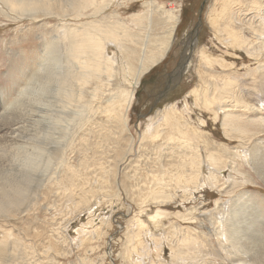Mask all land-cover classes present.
Listing matches in <instances>:
<instances>
[{"label": "bare ground", "instance_id": "bare-ground-1", "mask_svg": "<svg viewBox=\"0 0 264 264\" xmlns=\"http://www.w3.org/2000/svg\"><path fill=\"white\" fill-rule=\"evenodd\" d=\"M119 1L0 0L1 5L15 15L30 17L31 19L52 17L57 21L56 26L53 27L55 36L50 38L49 47L45 53L48 60L47 64L40 66L32 77V83L30 81L23 93L19 94L20 96L15 100L14 106L11 105L0 116V220L3 222H7V217L10 215L18 213L16 217H21L25 213L28 215L34 209L40 208L41 204L48 199L46 192L52 196L53 193L55 196H60L61 201L65 195L68 201H77L78 207L88 203L90 192L86 194V197H82L83 195L77 194L72 182L68 186L56 183V178L60 177L66 168L67 158L58 155L60 147L53 141V135L48 133L47 127L41 125V120L46 114L42 109L43 103H48V114H55L54 108L51 109L53 96L48 95L51 93L48 89L51 87L53 89V84L58 85L59 98L57 99L61 105H64L61 108H66L65 110L74 109L69 113L72 116L68 121L71 126L70 133L67 132L69 134L67 139L69 138V140L67 141L65 134L63 136L65 138L63 139L66 140L65 147L70 142V138L76 137V132L80 129L87 127L93 129L95 126H100L101 123L96 121V118L100 116H105L112 124L114 123L115 131L110 133L113 137L118 134L117 130L125 131L127 129L128 112L141 77L161 63L169 52L171 47L168 41L169 33L159 31L153 20L154 17H159L154 16L157 12L154 3H149L151 11L148 18L139 17L140 23L136 25V29L148 30L144 36H141L130 31L129 27L117 18V15L106 13L109 12L111 6H116L115 2ZM221 2L223 5L219 13L215 15L214 20L210 19L209 24L220 31L225 45L244 49L256 58L263 55L264 0H221ZM176 17V13L168 12L166 18L171 22ZM245 32L249 33L252 38H246L243 34ZM194 41L193 51L197 45V39ZM193 51L189 52L186 49L185 55L188 54L192 58ZM258 66L249 72V81L243 84H240L242 81L237 74L226 71L219 74V71H215L216 67L192 68L198 85L196 83L190 94L197 91L201 85L207 86L208 80L212 81L204 97L208 103L198 106L209 111L213 121L221 119V127L225 137L228 140L235 139L240 144H244L245 148L242 151H236L240 145L230 151L228 145L224 144L220 148L222 152L203 147L201 145L207 143L202 140L201 131L177 121V123L172 122L171 125L167 126L168 123L165 124L167 119L162 115L155 121L156 116L150 125L145 126L146 132L142 137L141 146H144L146 140L149 141L147 143H152L153 140L162 138L166 142L164 146L173 149L170 157L169 155L168 157L174 159V155H177L178 158L173 161L170 159L172 162L169 163L167 161V163H162V147L157 148L159 150L156 154L157 160L152 165L153 173L150 177L151 182H153L151 184L154 186L148 188L149 191L146 194V198L150 199V202L154 203L157 200L175 203L182 200L188 201V197L193 195L191 193L205 191V187L210 189L215 187L218 192L224 193L227 189L226 185H231L233 181L231 178L235 174L229 175V180L222 181L223 183L220 184L221 172L230 169V166L235 172V169L238 168L235 158L244 160L246 163L250 161V168L255 171L260 180L264 181V140H260V136L264 134V119L260 115L264 114V65ZM219 67L221 68V66ZM256 82L259 83L261 89L259 85H255ZM34 89L39 91L35 97L32 96ZM259 89L260 94H262L260 96L259 93L255 94ZM241 90L245 92V99L241 98L239 93ZM46 95L48 101L45 100ZM188 99H190L188 96L184 98V108L188 104ZM172 111L173 114L176 113L175 110ZM246 113H250L251 117L246 116ZM150 135H154L155 138H149ZM129 141L123 143L127 149L125 152H129L132 148L133 141H130L132 144ZM173 144L177 147L176 150L171 147ZM163 149L165 152L166 148L163 147ZM11 153L23 160L17 167L14 166ZM228 153L233 157H230L227 162L224 160ZM204 155L205 161L201 159ZM125 157L119 156L121 159H115V163L110 166L108 164L106 169L112 167L117 171L118 167L127 165ZM139 160L141 159L138 158L136 161L140 163L144 161L143 159V161ZM147 161H149L148 158ZM143 163L148 166L145 164L146 162ZM170 170L173 172L176 170V173L171 175ZM70 171L73 176L77 177L76 173ZM81 181L86 182L84 179ZM61 182L68 181L61 180ZM171 182L173 193H166L164 190L169 189L168 185ZM113 184L117 188L121 186L114 180ZM239 184L242 187L244 182ZM23 186L26 188L24 189ZM109 187L114 188L110 181H108ZM44 189H46L45 193L42 191ZM234 190L238 191L239 188H234L228 194V199L215 202L214 212H209L204 221L211 226V235L218 242V252L224 253L230 264H264V218L260 214L258 203L248 195V192H236L237 194L234 195ZM29 191L33 193L31 204H27L23 199L25 195L30 193ZM97 192H93L92 195L97 194ZM80 197L82 198L80 199ZM132 197L139 207L145 205L146 198L143 199L140 194L132 195ZM38 201H41L40 205L37 204ZM51 203L55 204L52 201ZM160 213L149 215L148 220L158 221L159 217L161 218L162 213ZM195 221L197 220L195 219ZM136 222L138 233L141 234L139 238L137 237L136 244L132 245V252L137 256H142L139 252H143L145 241L141 235L145 238L148 227L138 219ZM164 231L168 245L173 248L172 251H175L177 259L181 258V263L206 264L199 260L201 255L196 252L197 238L193 236L190 229L180 225H171ZM5 233L9 234L12 240H17L12 237L10 232ZM161 240L164 239L162 237L155 238V243L160 245L162 244ZM20 248L21 244L16 242L15 250ZM10 250L4 241L0 242V264H9V259L4 258V254ZM30 256L27 255L23 259L21 254H16L14 257L15 261L20 258V262L24 264H33V255ZM146 256H148L147 253L144 258ZM216 258L218 257L216 256ZM144 261L147 264V260ZM185 261L188 262L185 263ZM135 263L141 264L140 261ZM150 264H155V262Z\"/></svg>", "mask_w": 264, "mask_h": 264}, {"label": "rangeland", "instance_id": "rangeland-1", "mask_svg": "<svg viewBox=\"0 0 264 264\" xmlns=\"http://www.w3.org/2000/svg\"><path fill=\"white\" fill-rule=\"evenodd\" d=\"M203 1L204 5L200 16L201 32L192 58L185 64L182 79L178 86L174 88L175 90L172 89L165 98L158 101L162 88L170 80L168 74L172 75L178 66L179 55L182 54L181 48L197 22L198 8ZM150 2L157 7L154 16H159L153 18L154 23L159 31L169 33L168 41L171 47L162 62L141 77L128 112V124L125 131L117 130L118 134L112 137L110 133L115 131L114 123L112 124L105 116H100L96 118V121L101 123L100 126H95L93 129L90 127L80 129L76 132V137L74 139L73 137L70 138V142L65 147L66 140L63 136L65 134L67 139L69 135L67 132L70 133L71 126L68 121L72 116L69 113L74 109L65 110L66 108H61L64 105H61L59 99H57L59 98L58 85L53 84L54 90L52 87L48 89L51 92L48 95L53 96L51 98V105L53 106H51V109L54 108L55 114H48V103H43L42 109L46 114L44 119L41 120V125L47 127L48 133L53 135V141L60 147L58 155L67 158L66 168L63 174L56 178V183L68 186L72 182L77 194L86 197V194L90 192V197L87 204L78 207L77 201H68L65 195H63L64 200L61 201L60 196H55L54 193L53 196L49 195L44 189L42 191H44L43 193L46 192V198L48 199L46 201L43 199L45 201H42L43 205L41 201L37 202L38 205L41 204V207H38L40 210L38 208L34 209L35 211L29 212L28 215L25 213L21 217H16L18 213L10 215L7 217V222L0 220V242L4 241L11 249L4 254V258L9 259V264H24L20 262V258L15 261L14 256L16 254H21L23 259L27 255H33V264H136V261H140L142 264L145 262L144 260H147V264L151 262H155V264H184L181 263V258L177 259L175 251H172L173 248L168 245V240L165 238L166 232L164 230L171 225H180L193 232V236L197 238L196 252L201 255L199 257L201 262L206 264H230L224 253L218 252V242L211 235V226L204 221L209 212H214L215 202L228 199V194L237 187L239 190H234L233 194L236 195L241 191L242 193L248 192V195L258 203V209H260V214L264 218V210H262L264 209V181L260 180L255 171L250 168V161L246 163L244 160L236 158L235 163L238 165V168L235 169L236 173L232 171L231 166L230 169L225 170L226 172H221L220 184L223 183L222 181L229 180V175L235 174L231 178L233 181H230L232 186L230 185V187L227 184L224 193L218 192L215 187L213 189L205 187V191L191 193L193 195L190 198L188 197V201L182 200L175 203L157 200L153 203L146 198L148 188L154 186L151 184L153 182H151L150 177L153 173L152 165L157 160L156 154L159 151L157 148L161 146L163 152V147L166 148L165 152H162V163L166 161L169 163L178 159L177 155H174V159L169 158L173 149L165 147L166 142L162 138L155 139L152 143H147L149 141L146 140L144 146H141L142 137L146 132L145 126L150 125L156 116L155 121L161 115L166 117L167 122L165 124L168 123L167 126L171 125L172 122H180L189 125L191 128H197L198 131L202 132V140L207 143H203L201 146L208 149L222 152L220 148L224 144L228 145L230 151L238 145H240V148L236 151H242L245 148L244 144H240L237 140H228L225 137L221 127V119L213 121L212 114L198 106L208 103L204 97L207 94L209 84L212 82L211 80L207 81V86L201 85L197 91L190 94L191 89L197 83L192 68L216 67L215 71H219V74H223V71L237 74L240 81H242L240 84H243L249 81L248 75L251 70L258 65H264V54L260 56L261 58H256L244 49L226 46L220 31L210 26V19L214 20L215 15L219 13L223 5L221 0H120L115 2L116 6H111L109 12L106 13L117 15L118 17H116L124 22L130 31L144 36L148 30H138L136 25L140 23L139 17L148 18L150 16ZM168 12L176 13V19L171 22L167 20ZM16 15L0 3V116L11 105L14 106L15 100L23 93L29 82L32 83V77L40 66L47 64L48 60L45 53L49 47L50 38L55 36L53 29L57 23L55 18L46 17L40 18V20ZM62 23L64 24V22ZM243 34L246 38H252L247 32ZM263 41L261 40V42ZM175 79H171V84L174 83ZM255 85H259V83L256 82ZM260 89L255 94L262 95ZM38 93V89H34L32 96L35 97ZM239 93L242 96L241 98H246L244 91L241 90ZM187 96L190 99H188V104L184 108V98ZM45 100L48 101L47 95ZM66 107L69 108V106ZM172 110H175L176 113L173 114ZM57 113L62 114L58 115ZM248 115L250 116V113H246V116ZM260 115L264 119V114ZM263 135L260 136V140H264ZM149 138L155 137L150 135ZM128 140H132L133 144L129 141L132 148L129 152H125L127 149L123 143ZM174 146L175 144L171 147L177 149ZM11 156L15 167L23 161L17 155L14 156L11 153ZM119 156H122V158L126 156L125 162L127 165L118 167L117 171L112 167L106 169L108 164L110 166L115 163V159H121ZM230 157L233 156L228 153L224 161L228 162ZM138 158L141 159L139 161L144 160L143 162H146L145 164L150 168L144 165L143 162L136 161ZM147 158L152 162L147 161ZM201 159L205 161V155ZM232 159L234 160V158ZM70 170L76 173L77 177L73 176ZM174 173H176V170L175 172L170 170L171 175H174ZM82 179L86 182L83 183ZM61 180H67L68 182H61ZM113 180L120 183L121 186L115 187ZM108 181L111 182L113 189L112 187L108 188ZM242 182H244V185L240 187L239 183ZM23 188L25 189L26 186H23ZM168 188L164 191L173 193L172 182L168 185ZM31 189L35 191V189ZM93 192H97V194L92 195ZM135 194H140L143 199L146 198L145 205L139 207L135 203L132 197ZM23 199L27 204H31L33 193L30 192ZM50 199L55 204H52ZM155 213H160L162 219L159 217V220L154 222L148 220V216ZM137 219L148 227V232L145 234L147 239L141 235L145 241L143 252H139L142 256H137L132 252V245L136 244L141 234L138 233ZM5 232H10L12 237L17 240H12L9 234ZM158 237L164 239L160 241L162 243L160 245L157 242L155 243V238ZM16 242L21 244L19 250H15ZM146 253L148 256L144 258ZM187 262L185 261V263Z\"/></svg>", "mask_w": 264, "mask_h": 264}, {"label": "water", "instance_id": "water-1", "mask_svg": "<svg viewBox=\"0 0 264 264\" xmlns=\"http://www.w3.org/2000/svg\"><path fill=\"white\" fill-rule=\"evenodd\" d=\"M203 5H204V1L199 9V17H198V23L195 24V26L193 27V30L191 31V34H188L187 39L185 41V43H183V47L181 48L182 50V54L179 55V62L177 63L178 66L176 68V70L172 73V75H169V81H167L168 83H166L165 87L163 88V91L161 92V94L158 96V101L161 100L162 98H165V96L172 90L174 89L178 83H180L181 79H182V75H183V71H184V67L185 64H187V62H189V59L191 57H189V55H185V51L186 49L189 50V52L193 51V47H194V40L197 39V34H198V29H199V23L201 20V11L203 9ZM188 44V46L186 47V45ZM188 60V61H187ZM175 79V82L171 84V79Z\"/></svg>", "mask_w": 264, "mask_h": 264}, {"label": "flooded vegetation", "instance_id": "flooded-vegetation-1", "mask_svg": "<svg viewBox=\"0 0 264 264\" xmlns=\"http://www.w3.org/2000/svg\"><path fill=\"white\" fill-rule=\"evenodd\" d=\"M203 3V2H202ZM201 7V6H200ZM200 7L198 8V14H199V9H200ZM199 17V16H198ZM198 23V19H197V22H196V24ZM199 25H200V23H199ZM195 26V25H194ZM200 32H201V25L199 26V29H198V34H197V40L199 39V34H200ZM197 43H198V41H197ZM162 91H163V88H162Z\"/></svg>", "mask_w": 264, "mask_h": 264}]
</instances>
